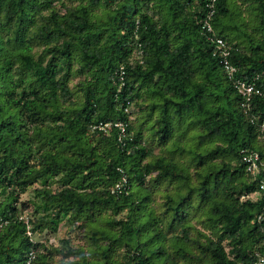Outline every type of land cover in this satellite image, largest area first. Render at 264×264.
I'll return each mask as SVG.
<instances>
[{
  "label": "trees",
  "instance_id": "1",
  "mask_svg": "<svg viewBox=\"0 0 264 264\" xmlns=\"http://www.w3.org/2000/svg\"><path fill=\"white\" fill-rule=\"evenodd\" d=\"M209 2L0 0V264L264 256V0Z\"/></svg>",
  "mask_w": 264,
  "mask_h": 264
},
{
  "label": "built area",
  "instance_id": "2",
  "mask_svg": "<svg viewBox=\"0 0 264 264\" xmlns=\"http://www.w3.org/2000/svg\"><path fill=\"white\" fill-rule=\"evenodd\" d=\"M215 0H210V2L208 3L209 7H210V11H209V15L212 13V8H213V3ZM204 26L206 27L207 31L212 32V28L208 25L207 22H204ZM207 23V24H206ZM216 43V47L219 51V54L221 56L220 62L223 64L224 68L227 70V72L230 74H232L235 71V68L233 66H231L228 63L227 60V55L229 54V44H227L225 42L224 39H222L221 37H216L213 36L212 37ZM211 38V39H212ZM235 87L238 89V91L241 93V95H243L245 98L249 99V96L252 92H256L259 93V90L254 89L253 84H247L244 81L241 80H236L235 82ZM115 125H119L120 124H115ZM109 126L108 123H105L103 125L104 129H106ZM262 131H263V140H264V126L263 123L261 125ZM123 131V128L121 129ZM120 139V137H119ZM243 161L246 163V167L247 170L250 172H255L259 170V155L257 152L254 153H250V154H244L242 157ZM123 182H125V178L123 177ZM260 189L264 190V183L260 184ZM255 261L254 264H264V256L260 255L259 252L255 253ZM32 257V256H31Z\"/></svg>",
  "mask_w": 264,
  "mask_h": 264
},
{
  "label": "rangeland",
  "instance_id": "3",
  "mask_svg": "<svg viewBox=\"0 0 264 264\" xmlns=\"http://www.w3.org/2000/svg\"><path fill=\"white\" fill-rule=\"evenodd\" d=\"M39 185L36 184L35 186L29 188L24 194L20 195V200L21 201H27L28 199H32L35 198V191L34 188L38 187ZM26 210L23 211L22 217L23 218H27L26 213L30 214L32 207L31 205H27L26 206ZM70 228V223L67 221V219L62 220L57 227V231L55 233H48V232H44L42 236H40L41 238H44L45 236L48 237L49 241H52L53 243H56L58 238L61 237H65L68 235L69 233V229ZM74 234V233H73Z\"/></svg>",
  "mask_w": 264,
  "mask_h": 264
}]
</instances>
